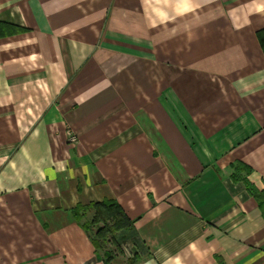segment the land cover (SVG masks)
Instances as JSON below:
<instances>
[{
  "label": "crops",
  "instance_id": "obj_1",
  "mask_svg": "<svg viewBox=\"0 0 264 264\" xmlns=\"http://www.w3.org/2000/svg\"><path fill=\"white\" fill-rule=\"evenodd\" d=\"M247 182L264 0H0V264H107L73 216L103 200L116 264H264Z\"/></svg>",
  "mask_w": 264,
  "mask_h": 264
},
{
  "label": "trees",
  "instance_id": "obj_2",
  "mask_svg": "<svg viewBox=\"0 0 264 264\" xmlns=\"http://www.w3.org/2000/svg\"><path fill=\"white\" fill-rule=\"evenodd\" d=\"M247 187L249 192H251L254 196V198L257 201V204L261 210L262 216L264 218V188L261 190H256L252 184L247 182ZM92 212V217L90 219L89 223L81 224L83 229L85 231H89L88 226H90L92 223H101V226L98 227V229L95 232L94 237H96L100 242L106 243V238L109 234H111V237L109 241L113 243L119 244L118 241L122 242L127 237V226L124 224V220L121 218H124L122 215L121 210L117 206V203L114 200H103L102 202H91L87 205H77L73 209V216L77 222H80L81 215L85 212ZM82 212V214H79ZM118 238V241H116V237ZM92 236V242L95 247L99 248L97 245L98 240H95ZM115 256L108 253L105 256V261L107 264H113L112 261H116ZM135 262V256L127 259V264H133ZM116 264V263H115Z\"/></svg>",
  "mask_w": 264,
  "mask_h": 264
},
{
  "label": "rangeland",
  "instance_id": "obj_3",
  "mask_svg": "<svg viewBox=\"0 0 264 264\" xmlns=\"http://www.w3.org/2000/svg\"><path fill=\"white\" fill-rule=\"evenodd\" d=\"M79 214H82V212H80ZM81 216L82 217L80 219V222L82 224L89 223L90 219L92 217L90 214H88V212L83 213ZM99 226H101V223H92L90 226H88L90 235H92L94 237L95 232H96V230L98 229ZM108 237L112 238L111 234H109ZM108 237L105 239L106 243L102 242V241L100 242L96 237H94V238H95V240H98L97 242H99V243H97V245L103 251L104 256H106L108 253H110V254L114 255L115 257L116 256L119 257L118 251H119L120 247L118 246V244L116 242L112 243V244L107 243V241H109V239H110ZM115 238H116V241H118L117 236ZM129 258H131V256L125 258V262L126 263H127V259H129ZM117 262L120 263V260H118ZM117 262L116 261H112L113 264H115Z\"/></svg>",
  "mask_w": 264,
  "mask_h": 264
},
{
  "label": "built area",
  "instance_id": "obj_4",
  "mask_svg": "<svg viewBox=\"0 0 264 264\" xmlns=\"http://www.w3.org/2000/svg\"><path fill=\"white\" fill-rule=\"evenodd\" d=\"M68 139L70 142H75L77 138L70 131L68 132Z\"/></svg>",
  "mask_w": 264,
  "mask_h": 264
}]
</instances>
